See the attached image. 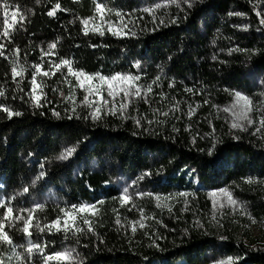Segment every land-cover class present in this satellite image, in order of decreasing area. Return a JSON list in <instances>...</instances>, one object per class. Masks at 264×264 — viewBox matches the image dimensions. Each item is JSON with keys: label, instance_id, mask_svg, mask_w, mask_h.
<instances>
[{"label": "trees", "instance_id": "obj_1", "mask_svg": "<svg viewBox=\"0 0 264 264\" xmlns=\"http://www.w3.org/2000/svg\"><path fill=\"white\" fill-rule=\"evenodd\" d=\"M97 1L136 17L126 35L85 34L82 20L90 17ZM160 1L7 0L13 6L7 17L13 27L5 37L0 0V199L7 206L15 211L39 206L35 218L46 225L61 209L113 203L119 177L141 181L150 173L141 184L155 193L191 190L203 197L205 191L230 188L251 215L264 218L261 196L245 183L251 174L264 176V148L251 140L225 138L207 153L201 151L203 143L192 145L182 131L176 136L146 134L130 123L95 124L64 114L58 100L68 69L61 64L64 60L73 71L86 74H142L148 84L164 89L190 88L209 106L227 104L234 91L254 97L258 84L249 75L257 76L264 88V25L257 7L245 0H194L190 7L163 11L156 7ZM146 7L154 11H143ZM12 11H18L19 23H13ZM235 13L250 18L248 33L237 29L242 18ZM35 65L42 70L36 75L39 101L31 84ZM13 66L23 72V79L13 77ZM45 71L50 74L44 76ZM68 149H74L72 156L60 159ZM113 213L104 210L91 232L79 221L76 228L85 235L74 229L27 235L21 222L7 226L4 232L12 244L0 243V261L4 264L12 247L23 246L29 236L49 256L68 246L78 255L77 262L53 259L47 264H208L220 257H238L235 264H264V250L193 230L173 233L160 249L129 242L115 233ZM46 262L31 256L23 264Z\"/></svg>", "mask_w": 264, "mask_h": 264}, {"label": "rangeland", "instance_id": "obj_2", "mask_svg": "<svg viewBox=\"0 0 264 264\" xmlns=\"http://www.w3.org/2000/svg\"><path fill=\"white\" fill-rule=\"evenodd\" d=\"M194 0H161L157 7L166 11L169 7L180 8L182 4H191ZM251 5L257 7L255 11L260 13L258 20L264 19V0H245ZM101 6V11H97V5ZM148 9L147 7L143 9ZM149 12V11H145ZM119 13V15H117ZM155 13V12H154ZM236 16L242 18V21L237 29L242 32L248 33L251 30L250 18L242 13H235ZM103 16V20L101 19ZM88 20V25L82 23L83 31L85 27L89 29L88 33L100 34L97 31H91V29L99 27L103 33H108L112 36L122 37L128 33L132 28L133 23L136 22V17L131 13L115 10L108 3L102 2L95 3L90 17L83 19ZM112 26L113 30H119L123 27V34L113 35L112 31H109V26ZM81 73L78 71H74ZM86 74V73H84ZM96 76L97 74H87ZM100 76H103L99 74ZM127 75V74H126ZM132 75V74H130ZM41 76V75H40ZM39 76V79H40ZM140 76V80L137 84L147 87L152 85V91L147 93L146 99L133 98L132 102L128 104L127 108L122 112L119 111L120 102L123 100V94L121 93L117 97L115 108L111 102L106 107H102L98 113V119H92L95 106H86L83 102L85 95L88 92L79 87V82L76 76H73L68 72L60 80L61 84L58 100L63 106L64 114L68 117L72 116H84L95 124L103 123H130L135 130L141 131L146 134H164V135H179L182 131L189 139L192 145L203 143V149L207 150V153H211L214 147L218 144H222L225 138L239 140L246 138L252 141L258 148H264V88L260 86V82L257 76L249 75L251 82H257L256 95L249 97L241 91H234L231 94V100L225 105H213L209 106L207 103L196 99L194 95H199V91L190 88H184L171 91L169 88L164 89L159 83L152 82L148 84L145 80V76L142 74L133 75ZM107 77V76H105ZM111 77V76H109ZM82 79V77H81ZM42 80V79H41ZM37 85L39 81L36 80ZM100 81L94 79L92 85H99ZM88 85L86 84V88ZM40 87H37L33 92V96L37 97L40 94ZM179 93V94H178ZM236 93H240L243 97L247 98L249 102L245 105L244 101L233 108L234 104H237ZM103 95L107 99V93ZM98 96L91 95L89 100H98ZM36 100V99H35ZM250 107L251 111L247 112L249 119L253 123L249 124L248 120H237L233 115V112H239L242 108ZM167 112V116L161 115V113ZM137 120L140 121L137 124ZM152 121V123H148ZM233 123H239L243 125L242 128L233 127ZM142 181V179H141ZM136 178H124L119 177L115 182L119 194L113 203L103 204L100 201L94 205V209L91 211H73L75 221L73 222L71 217L65 216V213L60 210L57 218H60L61 227L63 228L65 220L68 221L70 229H76L79 225V221H89L91 228L95 223L101 222L103 219V212L107 209L114 211L113 227L115 233L125 237L127 241L154 247L162 248L167 242V238L175 232H181L187 234L190 230L199 232L205 236L217 238L220 241H227L233 238L237 243H241L244 246L264 250V218L257 219L247 210V207L235 199L233 192L230 188H220L216 190H208L204 192L203 197H198L195 191L191 190H175L172 193H155L151 189L146 188L145 184H141ZM251 181V182H249ZM135 182V183H133ZM245 183L249 186L252 193L259 194L264 202V176L258 174H251ZM227 190L231 193L232 199L235 204L228 203L227 197L223 194L222 190ZM127 190V192H125ZM143 194V195H138ZM124 195L130 197L129 200L123 201ZM159 198V199H157ZM6 203L4 199H0ZM86 205V204H82ZM158 205H166L158 206ZM81 206V205H80ZM10 207V206H7ZM34 205L31 208H20L19 210H13V213L9 217V220L16 215H20V210L39 209ZM71 210L70 208H65ZM79 209V206H77ZM35 211L31 212V220L27 227L29 232H35L36 234H43L44 232H55L53 227L52 231H48L45 226L52 223L43 225L38 219L35 218ZM6 212V207H0V220L3 219V215ZM25 220H28V213H23ZM9 220H3L4 228L13 227L14 224L23 223L24 221H15L11 226ZM57 220V219H56ZM119 221V223H117ZM39 223L41 228H45L44 231H38L35 227L36 223ZM74 225V226H73ZM89 227L88 224H85ZM141 225H143L141 227ZM81 226V225H80ZM96 226V225H95ZM135 227V231H133ZM4 231V229H3ZM65 232V231H64ZM91 232V231H89ZM85 235V232H81ZM29 235L28 233H26ZM31 241V243H29ZM38 245L42 251L33 249L29 255L26 249ZM71 252L72 258L62 259L66 262H77L78 255L74 249L70 246L65 247L59 253ZM21 259L17 258V255ZM58 254V253H57ZM31 256H38L42 261L46 262L49 254L43 251V247L35 242L31 237L27 236L25 244L23 246H13L11 253L4 264H23L26 259ZM239 260L238 257L218 258L212 260L208 264H235Z\"/></svg>", "mask_w": 264, "mask_h": 264}, {"label": "snow or ice", "instance_id": "obj_3", "mask_svg": "<svg viewBox=\"0 0 264 264\" xmlns=\"http://www.w3.org/2000/svg\"><path fill=\"white\" fill-rule=\"evenodd\" d=\"M161 5H157L156 7H160ZM191 5L189 4V7ZM13 7L12 5H9L7 3V0H4L3 3V9H4V19H3V24L6 25L2 35L7 37L9 36V31L8 29H11L13 27L12 24H9V21L7 19L8 15H9V8ZM59 4L56 5V8H59ZM97 11H101V6L98 4L97 5ZM145 11H154V9H145ZM55 14V9L53 11H50L48 13V15L52 16ZM19 15L18 11H12L11 12V17L13 20V23H19V21L16 20V17ZM119 15V13L117 14ZM257 15L259 16L260 13H257ZM24 16L20 15V21H23ZM101 19L103 20V16H101ZM82 23L84 25H88L89 21L88 20H84L82 21ZM162 23V22H161ZM260 23L262 25H264V19L260 20ZM123 27H126V25H124ZM123 27L119 30H113L112 26H109V31H112L113 35H120L123 34ZM89 31V29L87 27H85V34H87V32ZM91 31H97L100 32L101 35H103V31H101V29L99 27L93 28L91 29ZM55 45H49V48H54ZM0 49H3V45H0ZM0 55H4L3 51H0ZM61 64L63 65H68V72L71 73L73 76H76L79 82V87L85 91L88 92V95H85L84 97V103L86 104V106H95V110L93 112L92 115V119H98V113L101 111L102 107H106L109 102H111V104L113 105V108H115L116 102H117V97L122 93L123 94V100L120 102V107H119V111H123L124 109L127 108L128 104L132 102L133 98H140V99H146L147 93L152 91V85H148L146 88L137 84V81L140 80V76H133V75H126V74H115L111 77H105V76H100L99 74H97L95 77L92 75H87L84 73H77L74 72L71 68V64L69 61L64 60L61 62ZM61 64H57L55 65V67L57 69H59L61 67ZM35 68V72L33 73V77L31 80V84H32V92H35L37 87H39L36 83V75L41 73V67L39 65H35L33 66ZM137 67H139V65H137ZM12 75L13 77L16 76H20L21 79L24 78L23 76V72H18L16 67L13 66L11 69ZM50 73L49 72H43L44 76H48ZM82 77V79H81ZM96 79L98 81H100L99 85L93 86L92 85V81ZM159 78L157 77V80ZM86 84L88 85V87L86 88ZM171 86V85H170ZM106 92L107 93V99L105 98V96L103 95V93ZM3 95V92H0V96ZM94 95V96H98L99 99L98 100H89V96ZM236 101L237 104L233 105V108H235L240 101H244L245 105H248V101L246 97H243L240 93H236ZM35 99L37 101H39L40 97L37 96L35 97ZM4 111H8L7 109H4ZM251 111L250 107H245L242 108L241 111L239 112H233V115L236 117L237 120H248V123L251 124L253 123V121L251 119L248 118L247 116V112ZM13 113L9 112V115L11 116ZM15 115H20V113H15ZM161 115L163 116H167L168 113L164 112L161 113ZM140 121L137 120V124H139ZM148 123H152V121H148ZM262 123H264V121H262ZM233 127L237 128L240 127L242 128L243 125L239 124V123H233ZM74 152V149H68L64 154L61 155L60 159H68L70 156H72ZM150 175V173H145L144 176ZM44 173L41 172L40 173V177L39 178H43ZM144 176L140 177V179H143ZM251 182V181H249ZM135 183V182H133ZM25 192L28 191V189L24 190ZM223 194L227 197L228 203L230 204H235L236 202L232 199L231 193H229L226 189L222 190ZM125 192H127V190H125ZM138 195H143V194H138ZM130 197L127 195H124L122 198V202L123 201H127L129 200ZM159 199V198H157ZM158 206H164L166 207V205H158ZM0 207H6V212L3 215V219L0 220V243H7L9 245L12 244L11 238L7 235L6 232L3 231L4 229V223L3 220H9V217L11 216V214L13 213V209L11 207H7L6 203L3 201H0ZM39 207V206H37ZM94 205H81L79 206V209H77V206H72L71 210H66V209H61L62 212L65 213V216L67 217H71L72 221H75V216L73 215V211L78 210V211H91L92 209H94ZM35 211V209L32 210H28V209H22L20 210V215H16L14 217H12L11 220H9V225L11 226V224H13L15 221H24L25 222V227L23 229H21V231L28 233L30 235L29 229L27 227L29 221L31 220V212ZM27 212L28 213V220H25V217L23 215V213ZM85 224H88V231H91V225L89 223V221L85 220L84 221ZM117 223H119V221H117ZM74 226V225H73ZM143 225H141L142 227ZM36 229L38 231H44L45 228L48 231H52L53 227H55L56 231H69L70 225L68 223L67 220H65L63 228L61 227V221L60 218H57V220L53 221L51 225H46L45 228H41L40 224L37 222L35 225ZM83 231L80 228H76L75 232H81ZM133 231H135V227H133ZM29 243H31V241H29ZM33 249H36L38 251H42V249L39 248L38 245H33L32 247H29L26 249V252L30 255L33 251ZM18 259H21L19 257V254H16ZM72 258V254L71 252H66V253H58L56 254L54 257L53 256H48L47 260H62V259H70ZM0 264H3L2 261H0ZM47 264V262H46ZM229 264H231V261H229Z\"/></svg>", "mask_w": 264, "mask_h": 264}]
</instances>
